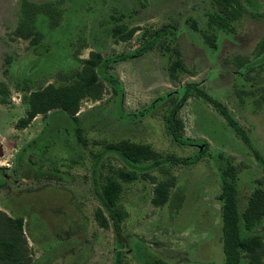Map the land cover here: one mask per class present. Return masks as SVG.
<instances>
[{"label":"rangeland","instance_id":"374dc122","mask_svg":"<svg viewBox=\"0 0 264 264\" xmlns=\"http://www.w3.org/2000/svg\"><path fill=\"white\" fill-rule=\"evenodd\" d=\"M259 2L255 8L247 6L234 21L235 32L221 34L216 51H208L190 26L180 31L183 56L192 74L180 72L178 78L167 79L158 47L112 62L109 71L121 83V98L117 103L112 83L102 78V97L80 100L82 143L71 132L76 125L60 113L50 122L38 113L28 125L20 126L18 120L27 107L23 95L28 89L70 81L72 70L81 66L80 58L88 57L90 50L109 55L138 47L144 27L185 16L204 25L203 12L212 6L211 0L58 1L61 14L55 26H49L44 13L37 15V27L43 33L38 49L29 37L12 33L22 0H0V83L4 81L8 87L7 100L0 102V207L11 215L23 216L34 259L47 261L53 253L46 252L59 246L61 251L45 264H71L74 258L72 264H112L115 235L112 226H100L94 216L100 201L92 170L97 153L108 141H143L162 154L176 156H189L199 148L198 144L179 143L167 133L161 107L139 120L122 116L116 107L133 112L161 93L196 80L227 104L264 155V103L255 101L256 94L237 90L236 66L224 59L237 53L255 55L256 42L264 38V0ZM128 9L137 10L127 19L128 25L141 28L130 39H117L103 19ZM211 69L215 72L210 73ZM254 70L264 75V60ZM177 114L183 119L186 137H204L210 152L228 153L238 163L241 213L256 179L264 175L258 158L220 111L201 95L192 92ZM107 161L104 158L100 167L102 180L109 172ZM109 161L119 163L113 156ZM168 168L169 175L184 186V200L175 214L153 203L154 182L149 177L124 183L120 202L127 212L122 223L125 262L142 264L128 248L130 239L138 236L173 264H220V185L216 171L206 158L191 166ZM153 174L160 179L167 173L156 169ZM257 232L264 237V220ZM241 233L246 231L241 229ZM241 264H264V253L257 259L245 252Z\"/></svg>","mask_w":264,"mask_h":264},{"label":"trees","instance_id":"16d2710c","mask_svg":"<svg viewBox=\"0 0 264 264\" xmlns=\"http://www.w3.org/2000/svg\"><path fill=\"white\" fill-rule=\"evenodd\" d=\"M58 1L62 0L43 2L22 0L19 18L12 30L13 35L22 38L29 37L33 43H36L35 46L38 49L43 33L37 27V15L39 12L44 13L49 26H55L61 14V9L57 7ZM259 1L211 0L212 6L203 12L206 16L204 25H199L194 17H180L155 27H144L140 32L141 45L132 50L109 55H102L100 52L90 50L88 57L80 58L81 66L72 70L70 81L58 84L48 82L28 89L23 95V100L27 103L26 114L19 118V125L22 127L28 125L38 113L47 116L49 122L55 118L57 113H60L76 125L71 132L76 136L78 142L84 143L82 134L84 128L79 118L80 100L101 98L104 78L112 83L117 103L121 98V83L109 71L112 62L131 59L158 47L162 68L167 79L178 78L180 72L192 74V70L186 65L183 56L180 31L190 26L193 32L199 36L200 43L208 51H216L219 47L221 34L235 32L234 21L239 18L247 6L255 8L254 4ZM135 13H137L136 9L113 12L106 15L103 22L108 23V30L114 37L127 40L138 28H141L137 25H128L127 19ZM255 48L256 53L253 57L237 53L224 59L233 62L236 66L234 77L235 84L239 88L237 90L244 94H256L255 101L264 103V75L258 70H254L264 60V38L256 42ZM209 71L210 73L215 72L214 69ZM192 92L204 97L220 111L229 126L244 140L264 168V155L255 145L248 130L223 100L205 89L196 80H188L174 90L161 93L142 108L133 112L125 113L121 111V108L116 107L117 112L132 120L154 115L156 108L161 107L167 133L179 143L198 144L199 148L189 156H176L162 154L147 142L123 138L108 141L97 153L92 170L94 188L100 206L96 207L94 216L100 226H112L114 231L115 250L112 264H127L124 260L127 245L122 232V223L127 212L120 202L124 183L140 177H149L154 182L151 196L153 203L163 206L169 214H175L179 211L184 200V186L176 182L177 179L174 175H169L168 167L191 166L203 158L210 161L220 185V264H241V258L245 252L257 259L264 253V237L257 232L264 220V175L256 179V184L252 187L240 213L237 186V174L240 168L238 163L234 162L233 156L225 152L216 154L210 152L208 150L209 142L206 138L186 137L182 132L184 123L177 111ZM7 93L8 87L2 81L0 83V102L7 100ZM110 156L118 159L119 163L110 162ZM106 157L109 172L104 175L102 180L100 167L104 166L103 159ZM156 169L167 174L163 178L157 179L153 174ZM23 222L22 215H11L0 207V264H40L41 259H34L30 253ZM241 229H244L246 233L242 234ZM128 248L142 264H173L138 236L130 239ZM60 249L59 246L49 249L46 254L51 251L53 254H50L48 260L41 264L51 260L56 256L58 250L61 251Z\"/></svg>","mask_w":264,"mask_h":264}]
</instances>
